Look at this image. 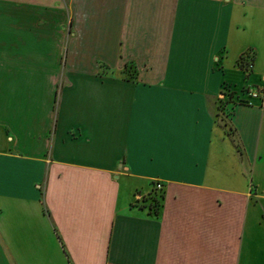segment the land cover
Returning a JSON list of instances; mask_svg holds the SVG:
<instances>
[{"label": "crops", "instance_id": "0c3cea01", "mask_svg": "<svg viewBox=\"0 0 264 264\" xmlns=\"http://www.w3.org/2000/svg\"><path fill=\"white\" fill-rule=\"evenodd\" d=\"M248 89L264 0H0V264H264Z\"/></svg>", "mask_w": 264, "mask_h": 264}, {"label": "trees", "instance_id": "16d2710c", "mask_svg": "<svg viewBox=\"0 0 264 264\" xmlns=\"http://www.w3.org/2000/svg\"><path fill=\"white\" fill-rule=\"evenodd\" d=\"M164 193L163 191H157L155 186L153 188V193H151L144 202V207L147 208L149 214L157 216L163 206ZM146 203L148 206L146 207Z\"/></svg>", "mask_w": 264, "mask_h": 264}, {"label": "built area", "instance_id": "2783aa9c", "mask_svg": "<svg viewBox=\"0 0 264 264\" xmlns=\"http://www.w3.org/2000/svg\"><path fill=\"white\" fill-rule=\"evenodd\" d=\"M251 68V65H248L247 70ZM245 94L248 96L250 100H256L260 103V107L264 109V89L257 90V89H248ZM249 104V103H247ZM157 191H163V186L161 184H157L155 186Z\"/></svg>", "mask_w": 264, "mask_h": 264}, {"label": "rangeland", "instance_id": "374dc122", "mask_svg": "<svg viewBox=\"0 0 264 264\" xmlns=\"http://www.w3.org/2000/svg\"><path fill=\"white\" fill-rule=\"evenodd\" d=\"M68 4H69V2H67ZM63 4H65L66 5V2L65 3H63Z\"/></svg>", "mask_w": 264, "mask_h": 264}]
</instances>
